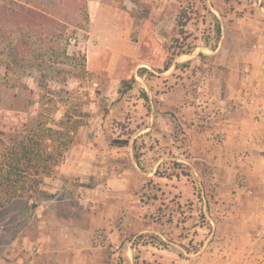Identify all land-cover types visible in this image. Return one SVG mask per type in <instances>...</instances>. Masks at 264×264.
<instances>
[{
  "label": "rangeland",
  "instance_id": "obj_1",
  "mask_svg": "<svg viewBox=\"0 0 264 264\" xmlns=\"http://www.w3.org/2000/svg\"><path fill=\"white\" fill-rule=\"evenodd\" d=\"M255 13L264 0H0V167L28 136L23 178L41 181L0 220L115 232L128 260L100 264L205 251L219 214L200 148L202 73L223 34Z\"/></svg>",
  "mask_w": 264,
  "mask_h": 264
},
{
  "label": "crops",
  "instance_id": "obj_2",
  "mask_svg": "<svg viewBox=\"0 0 264 264\" xmlns=\"http://www.w3.org/2000/svg\"><path fill=\"white\" fill-rule=\"evenodd\" d=\"M245 18L223 34L202 73L200 148L217 184L214 239L190 259L169 252L178 264H264V14H251V25ZM97 229L65 217L0 220V264H100L117 254L128 260L130 246Z\"/></svg>",
  "mask_w": 264,
  "mask_h": 264
},
{
  "label": "trees",
  "instance_id": "obj_3",
  "mask_svg": "<svg viewBox=\"0 0 264 264\" xmlns=\"http://www.w3.org/2000/svg\"><path fill=\"white\" fill-rule=\"evenodd\" d=\"M220 32V31H219ZM125 85L128 80L122 81ZM19 147L15 145L10 151L8 150L4 154V163L0 167V208L7 206L12 200L18 197H23L25 193L39 185L41 181L33 179L28 181L23 178V174L27 173L30 166L31 155L34 154V149L30 146V139L26 136L19 142ZM26 163L24 167H21V163ZM54 162H46L41 167V171L49 173V170L54 166ZM39 167V166H38ZM14 175V177H12ZM25 178H27L25 176ZM165 248L169 246V243L161 240Z\"/></svg>",
  "mask_w": 264,
  "mask_h": 264
}]
</instances>
